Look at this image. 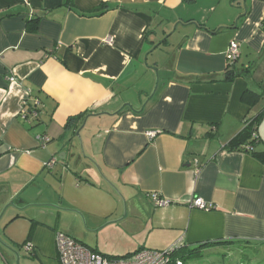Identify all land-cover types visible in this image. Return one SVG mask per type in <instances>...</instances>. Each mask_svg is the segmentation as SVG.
Returning <instances> with one entry per match:
<instances>
[{"label": "crops", "instance_id": "obj_1", "mask_svg": "<svg viewBox=\"0 0 264 264\" xmlns=\"http://www.w3.org/2000/svg\"><path fill=\"white\" fill-rule=\"evenodd\" d=\"M263 18L264 0H0L4 262L60 264L62 232L105 256L181 242L264 263ZM85 112L87 155L64 129ZM256 116L261 161L228 147Z\"/></svg>", "mask_w": 264, "mask_h": 264}, {"label": "built area", "instance_id": "obj_2", "mask_svg": "<svg viewBox=\"0 0 264 264\" xmlns=\"http://www.w3.org/2000/svg\"><path fill=\"white\" fill-rule=\"evenodd\" d=\"M264 22V18H263ZM109 42V41H108ZM239 44L236 41H232L229 44L227 50V60L228 65H232L239 56ZM27 98L21 100V112L22 115L27 114ZM33 116H38L36 111L32 112ZM150 136L153 135L152 132L148 133ZM256 137L254 133L253 138ZM37 141L39 144L44 145L49 138L46 135H37ZM252 149L251 146H247L246 150ZM55 162L54 159H51L50 162L45 164V167H50ZM154 203L159 206H165L168 204L169 200L163 198H158L157 195H153ZM192 202L193 207L204 209L206 208L205 203L200 198H195ZM55 245L57 250L56 257L60 264H183L181 258L178 259L176 256V251L180 248L184 247V244L181 242L174 243L167 247L166 249H149V248H141L131 253L127 256L122 257H112L105 256L101 253H98L84 244L79 243V241L75 240L71 236L64 234L62 232H58L55 237ZM24 249L28 254H32L34 252V247L30 245L29 242H26L24 245Z\"/></svg>", "mask_w": 264, "mask_h": 264}, {"label": "trees", "instance_id": "obj_3", "mask_svg": "<svg viewBox=\"0 0 264 264\" xmlns=\"http://www.w3.org/2000/svg\"><path fill=\"white\" fill-rule=\"evenodd\" d=\"M107 7H108V5L106 6L105 4H100L98 7H95L94 10L89 11V12H85L83 14L89 15V16L90 15H94V16L95 15H100L103 12H105ZM36 22H37V20L33 19L32 24H34V28H35V25H36L35 23ZM212 79H208V80H212ZM202 80H206V78H204V77L196 78V81H202ZM257 98H258V94L254 93V92H252L250 90L245 91L242 94V96H241V99L243 101L248 102L250 104L252 102H254L255 100H257ZM87 114L88 113L85 112V113H80L78 115H74V116L69 117L66 120L64 129L65 130H69L70 133L72 135H74L75 131L78 129L80 123L82 122V119H84V117ZM257 119H258V116H256L255 118H252L249 121V123H247V125H245L246 127H244L243 131H241L235 138H232V140L228 144L229 149H231V150L232 149H237L239 146H242V145H245V144L247 146L248 145L252 146L254 144V142L256 141V138H253V135H254L255 129H256V126H254V125H256ZM247 122H248V120H247ZM244 150H246L245 146H243L241 148V151H244ZM248 151H250L253 155H256L260 159V161L263 160V153H261V152L260 153H255L251 149L248 150ZM26 242H28V241H26ZM245 247H249V246H243V248H241V249H244ZM176 252H177L176 256L178 257V259L181 258L183 262L186 261L189 258L200 257L203 254V252L200 251L199 247H196V248H193V249H186L185 247H182ZM115 257H117V256H115Z\"/></svg>", "mask_w": 264, "mask_h": 264}, {"label": "rangeland", "instance_id": "obj_4", "mask_svg": "<svg viewBox=\"0 0 264 264\" xmlns=\"http://www.w3.org/2000/svg\"><path fill=\"white\" fill-rule=\"evenodd\" d=\"M158 79V78H157ZM92 125L96 124V122H91ZM90 125V124H89ZM98 126V124H97ZM93 130H91L90 134H93L96 130L94 128H98L95 126H92ZM72 139L75 142L76 148H79L83 154L87 155L88 152V146L86 145V141L84 140V135L81 133L80 130L75 131V134H71ZM235 248L225 249L218 248L213 250H208L203 252V254L200 257H194L189 258L185 261L184 264H264L260 260H253L252 254H250V250L242 249L245 252L239 253L238 251L234 250ZM237 249V248H236ZM18 253V262L16 257L11 258L8 260V264H36L32 260H27L26 255L24 254V251L20 248L19 250H16ZM3 259L0 257V264H6L4 260L7 259V254L3 252ZM26 259V262H25Z\"/></svg>", "mask_w": 264, "mask_h": 264}, {"label": "water", "instance_id": "obj_5", "mask_svg": "<svg viewBox=\"0 0 264 264\" xmlns=\"http://www.w3.org/2000/svg\"><path fill=\"white\" fill-rule=\"evenodd\" d=\"M232 74V73H231ZM226 76H228V75H226ZM11 205H13V206H16L15 204H13V203H10ZM17 207V206H16ZM5 247H7L8 249H10L12 252H15V251H13L9 246H7V245H5Z\"/></svg>", "mask_w": 264, "mask_h": 264}]
</instances>
